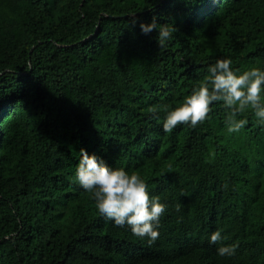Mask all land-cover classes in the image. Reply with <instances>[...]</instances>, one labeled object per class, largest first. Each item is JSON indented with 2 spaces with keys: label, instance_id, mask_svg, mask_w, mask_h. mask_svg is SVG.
Listing matches in <instances>:
<instances>
[{
  "label": "trees",
  "instance_id": "1",
  "mask_svg": "<svg viewBox=\"0 0 264 264\" xmlns=\"http://www.w3.org/2000/svg\"><path fill=\"white\" fill-rule=\"evenodd\" d=\"M218 59L264 70V0H0V264H264V124L163 129ZM82 147L167 206L154 243L98 212Z\"/></svg>",
  "mask_w": 264,
  "mask_h": 264
},
{
  "label": "clouds",
  "instance_id": "2",
  "mask_svg": "<svg viewBox=\"0 0 264 264\" xmlns=\"http://www.w3.org/2000/svg\"><path fill=\"white\" fill-rule=\"evenodd\" d=\"M129 19L131 24L137 23L135 13L130 14ZM140 29L144 34L157 31L160 47L178 31L173 24L157 23L155 16L150 23L140 21ZM231 64L230 59H218L208 68V75L199 86L179 106L167 112L163 123L165 132H171L180 124L195 128L208 118L214 102L222 104L226 110L225 124L229 133L240 131L248 123L246 119L237 118L247 111H252L258 122L264 124V70L252 67L234 71ZM79 153L75 177L80 186L91 193L98 212L118 227L129 226L134 236L147 238L149 245L154 243L159 238L158 225L167 206L159 197L150 196L148 185L139 174L111 167L83 147ZM223 240L220 230L210 235V243L220 245L217 249L220 256L234 255L238 245H226Z\"/></svg>",
  "mask_w": 264,
  "mask_h": 264
}]
</instances>
